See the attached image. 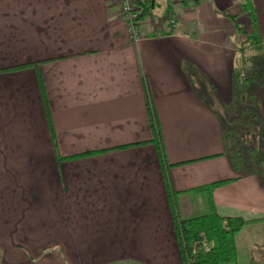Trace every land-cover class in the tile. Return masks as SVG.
Returning <instances> with one entry per match:
<instances>
[{
	"label": "crops",
	"instance_id": "1",
	"mask_svg": "<svg viewBox=\"0 0 264 264\" xmlns=\"http://www.w3.org/2000/svg\"><path fill=\"white\" fill-rule=\"evenodd\" d=\"M134 1L147 11L137 42L116 0H0V264H64L46 258L48 240L66 264H184L149 104L178 164L169 176L181 218L210 212L190 191L226 182L216 214L264 223V186L250 162L233 169L224 129L236 126L239 27L259 37L264 66V0H247L248 12L244 0ZM37 191L40 212L30 210Z\"/></svg>",
	"mask_w": 264,
	"mask_h": 264
},
{
	"label": "trees",
	"instance_id": "2",
	"mask_svg": "<svg viewBox=\"0 0 264 264\" xmlns=\"http://www.w3.org/2000/svg\"><path fill=\"white\" fill-rule=\"evenodd\" d=\"M244 2V10L248 12V9L246 8L248 7L249 2L247 0H244ZM250 9L252 12L253 8L251 7ZM146 12V9H144L142 11V16H145ZM253 13L252 16L255 22L256 18ZM238 33L240 34V38H243L244 40L241 43V50L238 57V67L235 69L234 74L236 94L234 96L233 108L231 111L234 113L233 117L235 120L233 121V124L236 126L226 127L227 129L224 127L225 138L228 141L227 144L228 148L230 149L229 151L235 170L240 171V169L237 167L238 163H243L244 165L245 157H247L248 162H250V164L254 165L256 168V173L260 178L261 184L264 186V143L262 127H260L259 119V96L257 95V92H259L260 88L264 89V66L262 63L256 60L258 57H260V55L253 56V53L251 52L252 50H258V47L261 45V41L257 35H247L240 27L238 28ZM248 47L251 49L250 52L246 51V48ZM249 65L251 66V69H253L252 77H248L247 75V68ZM256 83L261 85L260 88L256 86ZM41 89L50 125L53 145L55 151L57 152L58 146L56 142V136L52 126L48 101L45 96V89L43 85ZM202 99L205 100L203 96ZM148 112L152 125L151 129L154 134V140L152 142L157 148L159 161L163 169L165 187L169 196V202L184 264H186V260H188L190 255L189 249L187 247L185 249L183 248V243H189L193 239H204L211 246L210 253H202L195 257H191L190 259L193 264H239L235 236L242 230L246 222L241 218H221L216 214L213 207L214 190L220 186H223L226 182H218L210 185L209 187L198 189V191L204 194L205 197L207 196L208 204L210 206L209 214L190 219L181 218L178 212L177 204L178 193H176L172 188L169 176L170 167L178 166V164H168L162 144L161 129L158 127L157 114L156 111L151 108V104H149ZM235 135H240L239 141H241V143L243 140H246L245 143L247 146H243V150L246 151L248 149L249 156H244L242 151L237 147V145L240 144H238ZM249 139H256L257 143L251 146L249 144ZM259 153L263 155V159L257 160L256 154ZM73 158L74 157H71V159ZM248 162L247 164H249Z\"/></svg>",
	"mask_w": 264,
	"mask_h": 264
},
{
	"label": "rangeland",
	"instance_id": "3",
	"mask_svg": "<svg viewBox=\"0 0 264 264\" xmlns=\"http://www.w3.org/2000/svg\"><path fill=\"white\" fill-rule=\"evenodd\" d=\"M190 1V0H187ZM142 17V15H141ZM241 18V16L239 17ZM242 19V18H241ZM142 18H140V23H141ZM215 27V26H214ZM217 27H222L221 25H217ZM226 28V26H224ZM222 27V28H224ZM224 28V29H225ZM226 30V29H225ZM253 53V56H257L260 55V57H258L256 60H258L259 62H263L262 60V56L260 51L257 50H252L251 51ZM252 56V57H253ZM263 64V63H262ZM247 75L248 77H252L253 76V69H251V66L249 65L247 68ZM201 89L203 90V92L205 93V97L208 100L207 104L211 105L212 107H214V88L209 85V83H205V85H202L200 83ZM256 86L258 88H260V84L256 83ZM207 89V90H206ZM261 90V88H260ZM264 129V127H262ZM243 130V128H242ZM241 130V131H242ZM238 144L237 147L242 151L244 156H249L248 153V149L246 151L243 150V146H247V144L245 143L246 140L239 141V137L240 135H235ZM256 139L250 140L249 139V144L252 146L254 144H256ZM243 144V145H241ZM228 150H230L228 148ZM248 153V154H247ZM256 158L258 159H263V155L262 154H256ZM248 159L247 157H245V162L244 165L246 163L247 165ZM243 163H238V168L240 169V171L245 172L246 171V165L244 166ZM234 169V167H233ZM78 192H82V190H80L78 188ZM83 192L84 193H90V189L88 188H83ZM200 194H202L201 192H199L198 190H193L189 192V195L194 196V197H198ZM37 196L40 197L42 199L41 203L36 204L37 207H30V210H34L36 209L38 212H40L45 206V196L43 194V196H40L39 191H37ZM52 209V208H51ZM53 215V210L52 213L49 215L50 217ZM50 218H39L38 221H48ZM56 241H51L48 240L44 243V245H41L42 248L44 249V254L47 257L50 258L51 260V256H53V253H59L60 257L63 259L64 264H66V259H65V253H61L59 252L60 247L56 244ZM235 244L237 246V250H238V263L239 264H264V223H260V224H255V225H250L245 227V225L243 226L242 230L236 234L235 236ZM139 245V244H138ZM93 246V245H91ZM86 246H82V252L85 254V248ZM77 249H80V247L77 245ZM0 256H1V250H0ZM28 257V256H27ZM240 259V260H239ZM34 261H37L38 259H33ZM20 263L17 264H30V262L28 260L26 261H22V259H19Z\"/></svg>",
	"mask_w": 264,
	"mask_h": 264
},
{
	"label": "built area",
	"instance_id": "4",
	"mask_svg": "<svg viewBox=\"0 0 264 264\" xmlns=\"http://www.w3.org/2000/svg\"><path fill=\"white\" fill-rule=\"evenodd\" d=\"M120 6L121 16L123 17L124 22L126 23L127 31L132 39V41H138L141 39L139 25L141 14L136 8V4L134 0H116ZM189 249V257L186 260V264H193L191 261V257H195L202 253L208 254L211 251L210 244L202 239L197 240L193 239L189 243L184 242L183 248Z\"/></svg>",
	"mask_w": 264,
	"mask_h": 264
}]
</instances>
